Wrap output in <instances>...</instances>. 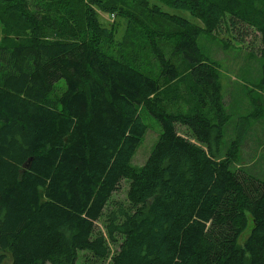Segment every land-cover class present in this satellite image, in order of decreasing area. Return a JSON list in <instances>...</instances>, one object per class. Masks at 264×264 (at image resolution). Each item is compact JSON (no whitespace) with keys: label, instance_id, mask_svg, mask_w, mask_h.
<instances>
[{"label":"trees","instance_id":"trees-1","mask_svg":"<svg viewBox=\"0 0 264 264\" xmlns=\"http://www.w3.org/2000/svg\"><path fill=\"white\" fill-rule=\"evenodd\" d=\"M157 1L202 27L151 0H0V264H264V155L221 142L197 46L252 31L264 59V0ZM144 110L161 132L138 168Z\"/></svg>","mask_w":264,"mask_h":264},{"label":"rangeland","instance_id":"rangeland-1","mask_svg":"<svg viewBox=\"0 0 264 264\" xmlns=\"http://www.w3.org/2000/svg\"><path fill=\"white\" fill-rule=\"evenodd\" d=\"M151 3L158 4L161 11L183 16L190 23L199 24L202 27V23L186 10L166 7L157 0H151ZM99 17L106 24L114 20L113 17L109 18L105 14H99ZM118 22L120 28L116 33L117 38L123 33L125 27L122 21L118 20ZM221 34L218 36L199 34L197 39V46L202 54L218 65L221 98L224 111L229 115L221 142L226 145L229 140L238 139L242 143L239 148V154L243 158L241 165L257 166L264 155V59H261L256 52L259 50V36L248 31L242 43L240 40H234L226 32ZM59 85L63 89V83L59 82ZM140 118L146 126V133L131 161L132 167L138 168L145 163L148 152L161 132L160 123L151 118L145 110L140 113ZM177 131L184 133L180 127H177ZM120 186V190L112 195L115 201H122L127 190L124 181ZM246 219L248 225L242 231L239 243L248 236L252 228V221L248 216ZM6 263H8L7 260L4 264Z\"/></svg>","mask_w":264,"mask_h":264}]
</instances>
